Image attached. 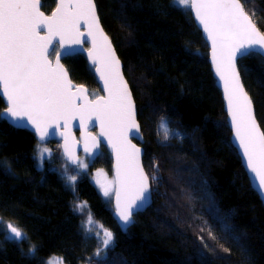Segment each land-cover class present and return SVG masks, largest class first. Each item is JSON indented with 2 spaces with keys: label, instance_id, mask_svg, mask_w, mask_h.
Wrapping results in <instances>:
<instances>
[{
  "label": "trees",
  "instance_id": "1",
  "mask_svg": "<svg viewBox=\"0 0 264 264\" xmlns=\"http://www.w3.org/2000/svg\"><path fill=\"white\" fill-rule=\"evenodd\" d=\"M42 1L50 14L56 0ZM96 4L137 103L154 203L122 232L113 202L89 172L68 183L77 168L65 161L60 142H50L56 158L41 168L34 134L0 115V264H46L54 256L67 264H264V204L232 143L209 46L190 7L174 0ZM244 6L264 32V0ZM64 63L76 83L101 94L85 54ZM239 69L264 131V57L248 55ZM5 108L0 97V113ZM101 156L112 170L105 147ZM89 212L103 225L91 234L84 231ZM9 223L27 239H13ZM103 229L113 234L107 247Z\"/></svg>",
  "mask_w": 264,
  "mask_h": 264
},
{
  "label": "snow or ice",
  "instance_id": "2",
  "mask_svg": "<svg viewBox=\"0 0 264 264\" xmlns=\"http://www.w3.org/2000/svg\"><path fill=\"white\" fill-rule=\"evenodd\" d=\"M248 2L178 0L180 5L194 11L211 41L212 61L223 83L235 139L264 194V131L257 123L236 64L238 57L256 54L257 49L264 54V32L245 9ZM41 9L42 0H0V96L6 98V108L0 115H6L14 124L21 122L17 126L31 127L40 141L37 145L40 164L46 155H51L44 142L63 128L59 135L63 137L67 159L79 169L88 168V163L76 152L79 142L72 133L75 122L83 130L85 153L95 154L101 140L109 145L115 155V179L95 182L105 197L115 195L116 215L127 226L132 222L133 211L147 202L150 176L141 164V149L132 143V137H140V125L120 60L100 25L94 0H56L51 15ZM82 23L85 31L81 30ZM85 42L92 45L87 55L106 95L92 93L90 98L88 89L74 84L61 63V57L70 54L71 46ZM90 126L100 128L98 136L88 131ZM162 127L167 139V127L163 123ZM66 179L74 186L77 176ZM86 206V201L77 205ZM87 223L89 226L95 223L90 212ZM7 228L13 239H27L19 227L9 223ZM103 236L102 243L107 247L113 234L103 229ZM35 251L32 246L30 253ZM46 264L64 261L53 257Z\"/></svg>",
  "mask_w": 264,
  "mask_h": 264
},
{
  "label": "water",
  "instance_id": "3",
  "mask_svg": "<svg viewBox=\"0 0 264 264\" xmlns=\"http://www.w3.org/2000/svg\"><path fill=\"white\" fill-rule=\"evenodd\" d=\"M94 2H95V5H96V13H97V15H98V17H99L100 25H101V27L103 28V30H104V32L106 33V35L108 36V38L110 39L113 48L115 49V53H116L117 57H118L119 60H120L121 72H122V74H123L124 79L127 81V83H128V87H129V89H130V91H131V93H132V97H133V100H134V103H135V107H136V118H137V121H138V123H139V125H140V137H132L131 139H132V143L135 144L138 148L141 149V157H140L141 164H142V166L144 167L145 172H147V170H146V168H145V165H144V157H145V153H146L145 148H144L145 136H144V134H143L142 127H141V124H140L139 119H138V107H137V103H136V100H135V97H134V94H133L132 88H131V86H130V83H129V81H128L127 77H126L125 71H124V63H123L122 59L120 58V56H119V54H118V52H117V50H116V47H115V45H114V43H113L111 37L108 35V33L105 31V29H104V27H103V24H102L101 19H100V16H99V12H98V8H97L96 0H94ZM245 9H246V8H245ZM41 10L44 11L46 15H51V13H52V12H51L50 14H48V13L43 9V1H42V9H41ZM53 11H54V10H53ZM190 11H191V13H192V16H193V18H194V20H195V22H196L198 28L201 30V32H202V34H203V37H204L205 41L207 42V44H208V46H209V50H210V51H209V56H210V57H209V61H210L211 67H212V71H213V74H214V77H215V80H216L217 87H218V88L220 89V91L222 92V97H223V101H224V107H225V111H226V113H227V121H228V123H229V127H230V129H231V131H232V143H233V145L235 146V148L237 149V151H238V153H239V156L241 157L242 164H243V166H244V168H245V170H246V172H247V174H248V177H249V179H250V181H251V184H252L253 188H254L255 191L258 193L259 197L261 198V200H262V202H263V204H264V194H262L261 190H260L259 187H258V183H257V181L255 180L253 174H252V173L250 172V170L248 169V167H247V163H246V159H245V157H244V155H243L242 149L239 147V144H238V142L236 141L235 136H234V129H233V127H232L231 117H230V115H229V111H228V107H227V100H226V98H225V94H224L223 83H222V81H220L219 77L217 76L216 71H215V66H214L213 61H212V47H211V41L207 38V34L203 31L202 26H201V25L199 24V22L197 21V19H196V17H195V13H194V11H193L191 8H190ZM252 19H253V18H252ZM253 21H254V20H253ZM254 22H255V21H254ZM256 25H257V24H256ZM257 27H258V25H257ZM258 28H259V27H258ZM259 29H260V28H259ZM81 30H82V31H85V30H86V26H85L83 23L81 24ZM260 30H261V29H260ZM41 34H44L43 31H42ZM91 47H92V45H91L90 42H85L83 45H73V46H71L70 54H68V55H64V56L61 57V63L64 65V68H65V69L67 70V72H68L69 78L73 81L74 84H77V85H84V84H78V83H76V82L72 79V77H71V75H70V73H69V70H68V68L66 67L65 63H64V59L67 58V57L75 56V55L80 54V53L85 54V55L87 56V58H88L87 50L90 49ZM256 53L260 54V50L257 49V50H256ZM260 55L264 57V54H260ZM247 56H248V55H247ZM247 56H243V57H238V58H237V61H236L237 69H238V71H239V73H240V80H241V82H242V84H243V86H244V89H245V91L248 93L249 97L251 98V101H252V105H253V109H254V113H255V117H256L257 123H258L260 129L263 131V129H262V127H261V124H260V122H259V120H258V118H257L256 108H255V105H254L253 99H252L250 93L247 91V89H246V87H245V85H244V81H243V78H242V75H241V72H240V69H239V61H240L241 59H243L244 57H247ZM88 60H89V58H88ZM89 62H90V65L94 68L95 66H93V65L91 64V61H90V60H89ZM94 72H95V71H94ZM95 77H96L97 83H98V85H99V87H100V90H101V94H100V95H106V93L102 91V89H103V82L99 79V74L96 73V72H95ZM84 86L88 89V92H89V94H90V98H91V89H90V87L87 86V85H84ZM0 97L3 99V101H4V103H5V106H6V98H4V97H2V96H0ZM3 112H4V111H3ZM3 118H4V119H5L10 125H12V126L15 127V128L28 130V131H30L31 133H33L34 136H35V138H36V140L40 143V141L38 140V137H37L36 134L33 132V130L31 129L30 126H29V127H20V126H17V124H19V123H21V122H17V124H14V123L12 122V120H11L9 117H7L6 115H3ZM77 124H78V122H75V124H74V126H73V128H72V133H73L74 138L79 142L78 145H77V148H76V152H77V155L79 156V158L82 159L83 156H91L94 160H97V159L101 156V154H102V152H103V148L105 147V149H107L108 152L112 155V159H113V166H112V169H113L114 174H115V163H116V161H115V155H114V153H113L111 147H110L109 145H107L103 140H101L99 150H98L95 154H93V155H89V154L85 153V152L83 151V144H84L83 130L80 129L78 126H75V125H77ZM59 131H64V129L61 128V129H59ZM59 131H58L55 135H50V136L47 138V140L44 142V144H46V143H50V142H60V143H61L62 154H63V156H64V158H65V161H66L68 164H70L71 166H73V167H77L76 165L71 164L70 161L67 159L66 154L64 153V150H63L64 140H63V137H61V136L59 135ZM88 131H89L92 135L98 136L99 133H100V128H99L98 126H95V127H91V126H90L89 129H88ZM147 173H148V172H147ZM146 196H147V198H148V199H147V202H146L142 207H140L138 210H134V211H133L132 222H131L129 225L124 226V225H123V222L120 221L119 218H118V216L116 215V210H115V203H116V201H115V195H114V197H113V206H112L113 211H114L113 216H114V219L116 220L117 224L119 225L120 229L122 230V232L127 233L128 230L133 226V224H134V222H135V216L138 215V214H140V213H144V212H146V211H147V210L153 205V203H154V197H153V190H152L151 179H150V183H149V191H148V193H146Z\"/></svg>",
  "mask_w": 264,
  "mask_h": 264
},
{
  "label": "rangeland",
  "instance_id": "4",
  "mask_svg": "<svg viewBox=\"0 0 264 264\" xmlns=\"http://www.w3.org/2000/svg\"><path fill=\"white\" fill-rule=\"evenodd\" d=\"M174 1H175V3H176L178 6H180V7H182V8H189V7H184V6L180 5V4L178 3V0H174ZM91 94H92V93H91ZM52 143H56V142H52ZM49 144H50V143L43 144V146H46L47 148H49V149L51 150V155H50V156H47V155H46L45 160H46V159L49 160V158H51V160L54 159V158H56V151H55V149H54L51 145H49ZM36 154H37V149H36ZM45 160L43 161L42 164H40V163L38 162V164H39V166H40L41 168L44 167V165H45ZM81 160H83L84 162L88 163V168L85 170V169H79L78 167H76L77 169L74 171L73 174H70V175H75V176L78 177V176H80V174H82L83 172H89L90 177L92 178L94 184L98 187V190H99L100 193L103 195V192H102L101 188L99 187V185H98L95 181H96L97 179H99L102 183L105 182V180H107V181H114V179H115V174H114L113 169L110 170V169L107 167V165L105 164V160L102 159V156L99 157L97 160H94L91 156H90V157L83 156ZM49 161H50V160H49ZM72 167H73V166H72ZM66 168H67V167H66ZM70 175H66V176H70ZM76 180H77V179H76ZM112 187H113V192H114V191H115V188H116L115 183H113ZM103 197H104L108 202H113L114 194H113V195H110V196H108V197H105V196L103 195ZM87 221H88V215H87V218H86V221H85V224H84V231H85L86 233H90V234H91V233H95V230H97V229H96L95 227H93L92 225L89 226L88 223H87ZM95 223H96V221H95ZM95 223H94V224H95ZM95 226H96V225H95ZM54 257H56V258H62V257H58V256H54ZM52 258H53V257H52ZM50 259H51V258H50ZM50 259H49V260H50ZM63 261H64V264H67V263L65 262L64 259H63Z\"/></svg>",
  "mask_w": 264,
  "mask_h": 264
},
{
  "label": "flooded vegetation",
  "instance_id": "5",
  "mask_svg": "<svg viewBox=\"0 0 264 264\" xmlns=\"http://www.w3.org/2000/svg\"><path fill=\"white\" fill-rule=\"evenodd\" d=\"M87 157H90V156H87ZM94 222H95V220H94ZM92 226L95 227L96 229H100L99 224L97 222L95 224L93 223Z\"/></svg>",
  "mask_w": 264,
  "mask_h": 264
}]
</instances>
